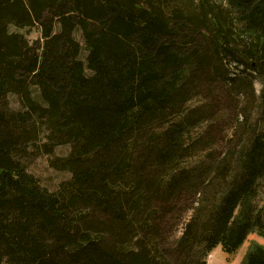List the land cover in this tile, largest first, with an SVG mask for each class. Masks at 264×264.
I'll return each instance as SVG.
<instances>
[{
  "label": "trees",
  "instance_id": "1",
  "mask_svg": "<svg viewBox=\"0 0 264 264\" xmlns=\"http://www.w3.org/2000/svg\"><path fill=\"white\" fill-rule=\"evenodd\" d=\"M63 146L51 191L29 165ZM252 234L264 0H0V264H208Z\"/></svg>",
  "mask_w": 264,
  "mask_h": 264
},
{
  "label": "rangeland",
  "instance_id": "2",
  "mask_svg": "<svg viewBox=\"0 0 264 264\" xmlns=\"http://www.w3.org/2000/svg\"><path fill=\"white\" fill-rule=\"evenodd\" d=\"M215 2L219 3L221 0H214ZM39 37L38 32H33L30 36L31 40H36ZM256 93L259 95L262 89L261 84L256 82L255 83ZM70 148L68 146L59 147L55 151V155L52 157L49 156H40L36 158L33 162L29 165V171L33 173L41 182V184L47 187L51 191H55L58 187L65 181L70 180L71 175L68 172H63L56 170L51 167L50 159L55 158H63L69 154ZM194 161L189 162L188 165L194 163ZM190 215V213H189ZM187 215V216H189ZM187 216L185 218H187ZM185 221L174 230V234L176 236H180ZM172 235V236H173ZM253 244H259L264 246V239L258 236L257 234H252L249 236L248 240L244 244V246L235 254L229 256L222 252L221 249L217 248L211 253L208 257V264H241L243 258L253 246Z\"/></svg>",
  "mask_w": 264,
  "mask_h": 264
}]
</instances>
